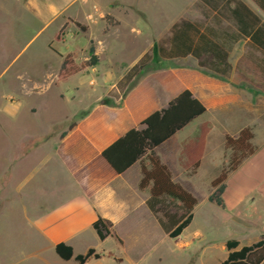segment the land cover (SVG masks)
<instances>
[{
  "label": "rangeland",
  "instance_id": "374dc122",
  "mask_svg": "<svg viewBox=\"0 0 264 264\" xmlns=\"http://www.w3.org/2000/svg\"><path fill=\"white\" fill-rule=\"evenodd\" d=\"M242 1L264 22V13L251 0ZM97 5L112 10L117 18H91L92 4L74 6L67 11L72 18L65 19L56 41L62 19L44 26L19 0H0V264H76L73 259H59L50 242L31 225L44 205L60 199L55 194L45 200L41 193L54 181L51 163L48 160L43 166V160L55 145L58 131L102 95L108 94L101 99L110 102L117 91L121 94L142 82H155V92L168 95L167 86L179 81L170 71L185 69L196 70L210 81L235 83L240 100L234 112L210 111L181 135L193 134L203 121L209 123L204 148L208 157L190 180L186 178V190L197 200L191 224L177 239H169L150 215L143 214L115 230L120 242L112 237L100 242L92 228H84L75 235L72 247L75 254L93 248L101 255L86 264H219L226 258L227 240L236 239L243 246L264 235V196L258 188L237 204L232 178L226 182L224 209L207 201L211 181L228 164L225 137L234 138L248 129L254 152L264 144V56L237 41L229 52L231 70L226 76L200 67L191 56L169 60L157 56L156 46H168L170 28L181 19L218 32L233 31L221 3L214 11L198 0H98ZM73 18L88 27L85 33L73 24ZM91 39L99 63L53 85L60 69L54 52L62 56L73 52L80 63L88 58ZM145 54L142 67L127 75ZM169 77L162 86L159 79ZM147 92L143 84L136 95L140 98ZM172 172L186 186L182 176Z\"/></svg>",
  "mask_w": 264,
  "mask_h": 264
},
{
  "label": "crops",
  "instance_id": "0c3cea01",
  "mask_svg": "<svg viewBox=\"0 0 264 264\" xmlns=\"http://www.w3.org/2000/svg\"><path fill=\"white\" fill-rule=\"evenodd\" d=\"M19 1L26 10L31 11L43 21L44 26L49 25L55 19H62L58 30L65 26L67 23L65 19L71 17L67 11L74 6L85 8L92 4L94 13L90 16L91 18L104 15L117 18L112 10L98 7V0ZM113 5L115 6L116 3ZM249 8L253 11L251 7ZM75 21L79 22L80 20L75 19ZM240 41L244 44L247 43V40L238 42ZM54 53L59 57L61 66L62 54ZM110 72H107L109 73L107 75L108 83L111 78ZM170 72H173L179 81L178 84L167 86L168 95L161 96L156 93L157 83L155 82H142L121 94L117 91L114 94L115 98L110 102L102 101L101 98L104 96L102 95L94 100L93 104L91 103L80 116L73 117L65 129L58 131L55 145L53 148L51 147L47 158L43 160V166L47 165L48 160L51 163L54 181L46 184L41 193L45 200H50L51 196L55 194L60 199L56 204L44 205L36 216L37 219L31 223L34 230L50 242L51 247L59 242L72 247L75 235L84 228H91L97 216L111 222L112 232L118 239L115 232L118 227L130 224L143 214L153 218L145 205L148 188L140 190L138 187L141 179L139 163H135L123 174L117 175L101 156V152L105 148L127 131L141 128V122L148 115L165 108L183 90H189L205 106V114L210 111H213L214 114L232 113L240 102L238 87L233 82L210 81L193 69ZM170 80L171 77L166 80L159 79L162 86L168 84ZM57 83L56 77L53 85ZM196 83L201 84V88L196 89ZM116 84L115 82L111 86L114 87ZM143 84L147 85L149 92L138 98L136 94ZM107 95L104 98H107ZM30 111L34 112L33 108ZM205 114L190 122L155 150L160 162L169 170L172 180L185 189H188L186 178L190 180L197 170L194 173L183 170L182 147L189 141L195 140L199 134L200 126L208 122L203 121L189 136L181 135L193 122ZM262 150H264V144L259 150L243 160L235 171L228 174L225 180L226 185L229 179L235 178L237 189L235 192L238 194L237 204L242 202L245 195L252 189L258 188L259 193L264 196V151ZM207 157L204 149L199 167L203 166ZM172 170L182 176V181L186 182V186L173 178ZM226 191L227 185L223 195Z\"/></svg>",
  "mask_w": 264,
  "mask_h": 264
},
{
  "label": "trees",
  "instance_id": "16d2710c",
  "mask_svg": "<svg viewBox=\"0 0 264 264\" xmlns=\"http://www.w3.org/2000/svg\"><path fill=\"white\" fill-rule=\"evenodd\" d=\"M203 6H211L216 10L222 4L223 11L232 22L233 31L218 32L216 29L202 23L181 19L170 28L168 46H156L159 58L169 60L191 56L197 60L200 67L207 68L219 76H226L231 70L228 61L232 44L239 40H247L250 50L264 56V22L242 0H199ZM255 7L264 13V0H251ZM109 18V17H108ZM110 19V18H109ZM73 24L83 33L87 26L73 21ZM65 26L54 36L58 41ZM146 54L127 73L131 74L139 66L142 67ZM98 56L95 54L93 41L90 40L88 58L76 62V55L69 52L62 56V63L57 75V82L96 66ZM264 64V60H262ZM206 113L205 106L193 96L189 90H183L173 98L165 108L152 112L140 124L141 128H133L114 141L101 152V156L109 167L121 175L135 163H139L141 179L139 189L148 188L145 205L162 233L169 239H177L191 224L193 212L197 205L196 198L180 184L172 180L167 167L155 154L161 144L181 131L190 122ZM209 124L200 126L195 140L184 144L181 154L184 158V171L194 173L199 167L203 156ZM253 138L248 129H242L237 136H226L224 147L230 156L225 169L211 181V191L207 201L224 209L222 195L225 191V180L229 173L235 171L241 162L254 153L251 145ZM97 239L102 242L112 237L120 240L112 232L111 222L97 216L91 225ZM226 258L219 264H262L264 262V236L250 245L241 246L236 239H229L224 244ZM59 259H73L76 264H86L87 260H98L101 255L93 248L84 254H74L73 248L63 242L53 247Z\"/></svg>",
  "mask_w": 264,
  "mask_h": 264
}]
</instances>
